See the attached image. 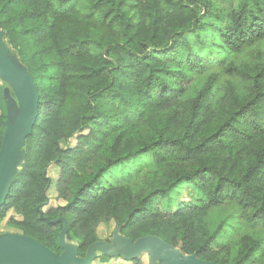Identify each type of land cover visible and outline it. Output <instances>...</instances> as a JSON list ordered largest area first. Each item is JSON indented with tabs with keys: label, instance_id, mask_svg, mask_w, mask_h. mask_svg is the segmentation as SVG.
I'll return each instance as SVG.
<instances>
[{
	"label": "trees",
	"instance_id": "1",
	"mask_svg": "<svg viewBox=\"0 0 264 264\" xmlns=\"http://www.w3.org/2000/svg\"><path fill=\"white\" fill-rule=\"evenodd\" d=\"M229 1L226 11L209 0H0V29L39 93L0 219L16 211L10 224L60 255L64 230L86 257L114 221L133 241L264 264V0ZM13 96L0 149L20 113ZM53 164L64 202L43 212ZM179 184L194 195L154 209Z\"/></svg>",
	"mask_w": 264,
	"mask_h": 264
},
{
	"label": "water",
	"instance_id": "2",
	"mask_svg": "<svg viewBox=\"0 0 264 264\" xmlns=\"http://www.w3.org/2000/svg\"><path fill=\"white\" fill-rule=\"evenodd\" d=\"M0 78L13 88L20 105L16 122H9L0 149V208L4 205L10 192L11 168L31 134L36 123L39 107V93L34 78L26 69L17 67L9 58L3 45V31L0 29ZM65 230L60 234V241L65 254L50 250L37 239L15 234L0 240V264H72L73 252L64 243ZM126 258H136L144 249L152 256L160 258L166 264H215L203 260L196 254L186 259H178L173 245L162 238L148 235L133 241L125 237ZM7 241V242H6ZM93 245V244H92ZM91 245V246H92ZM90 246V247H91ZM89 247V248H90ZM89 250V249H88ZM90 260V259H89Z\"/></svg>",
	"mask_w": 264,
	"mask_h": 264
},
{
	"label": "rangeland",
	"instance_id": "3",
	"mask_svg": "<svg viewBox=\"0 0 264 264\" xmlns=\"http://www.w3.org/2000/svg\"><path fill=\"white\" fill-rule=\"evenodd\" d=\"M210 2L217 4L218 7L222 10H229L231 4L229 0H209ZM3 45L5 47V50L9 56V58L12 60L13 64L17 67H21L25 69V66L22 64L19 55L15 49L12 48L11 44L9 43L8 39L5 37V34L3 33ZM15 97L13 96V88L11 85L0 78V112H4L7 115L10 116L11 114V108L12 106H15ZM17 104V103H16ZM70 145L76 144V139L72 138L70 140ZM26 155V143L21 148L10 172V180H13L18 172L20 171ZM131 163L121 164L117 167H114L110 173L107 175V179L111 182H114L116 178H121L125 171H127V168H129ZM60 170L59 167L56 165H52L49 170V176L51 178V184L47 191V195L49 197L47 205L42 209L44 212L48 207L53 205H58L63 203L64 201L57 197L56 192V180L59 177ZM175 190L177 192L173 194L170 198H166L163 200H160L156 206H154V209H160L166 212L169 211H175L177 209L178 204L182 200H188L190 199L194 193L195 188L187 185L179 184ZM13 217L15 219H20V216L17 214L16 211L12 210L8 217L5 219H0V240L5 237H10L15 234H20L19 230L10 224V218ZM116 224L114 221L100 224V227L98 229L99 237L101 238L99 241L95 242L87 251L86 257H81L77 254L76 249L78 246V243L74 240H70L66 237L64 234L63 241L64 243L71 249L73 252V258H72V264H102L99 261V257L103 255H112L114 258H116V255H119L120 259L115 260L113 259L110 264H129L123 258L127 256L125 253V238L122 234L116 230ZM10 237V238H12ZM7 238H5L6 240ZM7 242V241H6ZM174 251L177 254L178 259H186L188 257L187 254L183 253L179 246H173ZM118 253V254H115ZM65 254V252L63 253ZM122 257V259H121ZM138 258H143L145 264H166V262L160 258H155L150 254V252L147 249H144L138 256ZM136 257V258H137ZM90 259V260H89ZM129 260H133L135 258H128Z\"/></svg>",
	"mask_w": 264,
	"mask_h": 264
},
{
	"label": "crops",
	"instance_id": "4",
	"mask_svg": "<svg viewBox=\"0 0 264 264\" xmlns=\"http://www.w3.org/2000/svg\"><path fill=\"white\" fill-rule=\"evenodd\" d=\"M115 254H118V253H115ZM113 255V254H112ZM126 258V257H125ZM126 259H128V258H126Z\"/></svg>",
	"mask_w": 264,
	"mask_h": 264
}]
</instances>
